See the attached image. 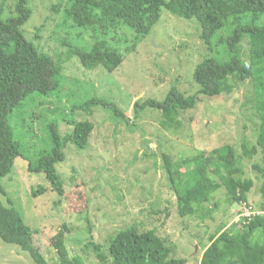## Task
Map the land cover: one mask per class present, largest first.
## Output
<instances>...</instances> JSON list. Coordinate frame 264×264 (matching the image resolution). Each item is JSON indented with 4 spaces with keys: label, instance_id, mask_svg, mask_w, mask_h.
Wrapping results in <instances>:
<instances>
[{
    "label": "rangeland",
    "instance_id": "1",
    "mask_svg": "<svg viewBox=\"0 0 264 264\" xmlns=\"http://www.w3.org/2000/svg\"><path fill=\"white\" fill-rule=\"evenodd\" d=\"M14 3L0 0L2 19L13 15ZM29 7L31 18L20 31L38 52L61 67L62 81L52 94H33L9 115L14 140L26 160L17 158L11 173L0 180L5 194H0V203L12 204L20 212L32 232L33 246L48 264H59L64 255L99 264L97 256L106 254L110 238L130 226L155 231L171 245L172 259L199 264L209 237L237 224L242 206L230 201L221 188L199 208L198 217H180L163 157L176 163L229 146L242 159L243 179L253 182L246 201L261 203L263 180L252 168L261 165V155L246 159L241 153L243 144L255 145L259 127L253 85L245 81L235 84L229 94L197 96L193 109L179 112L177 122L165 126L161 111L135 112L134 104L161 102L171 88L185 97L196 95L197 65L208 57L228 59L224 41L231 28L218 32L209 49L200 40L195 20L164 11L150 35L138 42L124 26L106 35L77 28L64 15L66 0H29ZM101 39L123 56L120 67L111 73L101 66L86 69L75 55L76 48L89 49ZM235 48L248 62V38L243 36ZM91 99L114 104L125 120L101 107L90 113L74 110ZM78 121L90 122L93 130L86 150L65 148L64 161L56 166L63 184L58 197L43 175L30 173L27 167L51 151L54 124L64 136L72 131L69 123ZM43 188L44 193L33 196ZM0 264L34 263L27 253L0 240Z\"/></svg>",
    "mask_w": 264,
    "mask_h": 264
},
{
    "label": "trees",
    "instance_id": "2",
    "mask_svg": "<svg viewBox=\"0 0 264 264\" xmlns=\"http://www.w3.org/2000/svg\"><path fill=\"white\" fill-rule=\"evenodd\" d=\"M164 11L186 21L195 20L200 28V40L209 49L218 32L231 28L224 41L229 56L224 61L208 57L197 65L193 79L200 89L196 95L185 97L171 88L163 101L136 102L134 111L153 108L161 111L163 126L173 124L179 112L193 109L197 96L212 98L229 94L235 84L251 81L259 127L255 145L249 148L243 144L241 153L246 159L261 155V165L252 167L263 180L261 203L246 201L253 182L243 179L242 159L229 146L215 149L206 156L201 153L185 157L176 163L164 156L163 167L180 217H198L199 208L211 202L221 188L230 201L241 204L242 209L249 208L252 213L250 218H243L225 231L210 236L199 264H264V241L257 239L264 238V23H260L264 19V0H66L64 15L77 28L94 34L99 31L106 35L108 30L127 27L141 42L150 35ZM31 14L29 0H15L13 15L7 19H2L0 12V180L11 173L17 158L26 160L14 140L9 115L33 94H52L62 81L61 67L38 52L20 31ZM243 36L249 41L248 62L240 58L235 48ZM75 55L84 68L101 66L109 73L123 62L120 52L102 39L95 40L89 49L76 48ZM96 107L125 120L114 104L99 99H91L74 110L90 113ZM69 124L72 131L64 136L55 124L52 126L51 151L36 162H29L27 167L30 173L43 175L58 197L63 194V184L56 166L64 161L65 148L71 145L77 151L86 150L93 130L88 121ZM44 192V188L39 189L33 196ZM0 194L5 195L2 189ZM31 236L20 212L12 204L5 207L0 203V240L27 253L34 264H48L33 246ZM171 254V245L155 231L145 232L130 226L110 238L106 254H99L97 259L99 264H184L182 260L172 259ZM58 262L85 264L80 256L70 258L68 255L61 256Z\"/></svg>",
    "mask_w": 264,
    "mask_h": 264
},
{
    "label": "built area",
    "instance_id": "3",
    "mask_svg": "<svg viewBox=\"0 0 264 264\" xmlns=\"http://www.w3.org/2000/svg\"><path fill=\"white\" fill-rule=\"evenodd\" d=\"M251 215H252V213L250 212V209L249 208H246V207H243L242 212L238 216L240 218H242V219L243 218H247L248 219V218L251 217ZM239 217H237L238 219L236 218L237 219V222L236 223H239L240 222Z\"/></svg>",
    "mask_w": 264,
    "mask_h": 264
},
{
    "label": "bare ground",
    "instance_id": "4",
    "mask_svg": "<svg viewBox=\"0 0 264 264\" xmlns=\"http://www.w3.org/2000/svg\"><path fill=\"white\" fill-rule=\"evenodd\" d=\"M158 23V22H157Z\"/></svg>",
    "mask_w": 264,
    "mask_h": 264
}]
</instances>
